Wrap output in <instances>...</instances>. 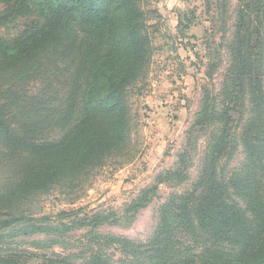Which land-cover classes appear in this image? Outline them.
<instances>
[{"label": "rangeland", "instance_id": "obj_1", "mask_svg": "<svg viewBox=\"0 0 264 264\" xmlns=\"http://www.w3.org/2000/svg\"><path fill=\"white\" fill-rule=\"evenodd\" d=\"M8 5L0 0V11ZM136 5L143 13L137 29L146 59L122 94L126 125L113 150L89 158L80 170L65 176L57 173L43 189L22 190L30 169L49 161L19 152L0 135V264H156L161 258L153 250L159 248L155 243L161 242V227H171V221L178 226L163 209L171 212L192 190L210 145L227 121L234 149L222 157L218 168H226L227 178L239 175L232 176L235 182L251 178L264 189V154L251 156L250 166L243 140L252 147L253 133L241 135L247 129L249 104L242 101L227 119H220L225 106H233L224 83L237 0H138ZM28 22L23 16L0 21V35L10 36ZM262 22L264 30V18ZM75 31L70 27L66 32ZM75 45L73 55L64 59L62 49L48 50L33 65L0 74V102L10 97L8 91L17 94L22 106L32 110L30 119L42 134L40 139L55 140L69 128V124L59 128L54 120L60 116L57 110L63 98L75 95L71 75L84 46ZM116 67L102 63L98 68L104 72H97L105 74ZM12 76L18 80L8 83ZM101 90L96 89L100 92L96 99ZM78 92L76 103L81 101L82 87ZM16 104L11 100L8 106L18 118L16 126L26 124L25 111H15ZM204 106H209L207 114ZM259 119L258 152H264V117ZM230 194L226 201L243 210L245 200L234 191ZM192 212L187 210L180 219L187 224ZM185 226L171 234L170 242L181 246L186 264H198L203 248L228 250L225 243L214 247L203 228L194 237L182 229ZM165 263L171 264L167 258Z\"/></svg>", "mask_w": 264, "mask_h": 264}, {"label": "trees", "instance_id": "obj_2", "mask_svg": "<svg viewBox=\"0 0 264 264\" xmlns=\"http://www.w3.org/2000/svg\"><path fill=\"white\" fill-rule=\"evenodd\" d=\"M5 1L9 5L0 11V21L23 16L29 22L10 36L0 35V74H10L6 70L33 65L34 61L45 57L47 53H44L48 50L62 49L59 54L64 59L73 55L70 52L74 50L76 42L84 45L78 51L79 62L71 75V91L75 95L68 93L63 98L57 110L60 116L54 120L59 128L69 124V128L58 138L52 141L38 138L42 134L36 132L30 119L32 110L22 106L17 94L8 91L10 97L0 102L2 140L19 152H27L35 160L49 161L42 168H31L20 188L43 189L57 173L65 176L67 172L80 170L84 164L90 163L91 158L103 156L122 140L126 125L122 94L126 85L136 79V73L146 59L144 42L137 29L141 26L143 13L136 5L138 0ZM237 3L227 49L230 65L224 83L228 102L233 106H225L220 119H227L229 111H233V107H241L242 101L249 104L247 129L241 135L245 137L250 131L253 133L252 147L243 140L249 165L253 167L251 156L264 154L258 152L262 125L256 127L259 118L264 117V0H237ZM70 27L76 31L67 33ZM102 63L110 67L117 64V67L105 74L99 73L97 71L104 72L98 68ZM11 79H7L8 83L18 80V77L12 76ZM80 87L81 101L76 103ZM98 87L102 90L101 96L96 99L100 93L96 91ZM11 100L18 103L15 111L24 109L26 124L16 126L18 118L15 113L11 114L8 107ZM208 107L204 106L206 114ZM227 123L210 145L207 160L192 190L180 201V206L170 208L171 212L163 209L166 217L178 221V226L171 221V227H161V242L156 240L155 243L159 248L153 250L161 258L156 264H167L166 258L171 264H186L181 246L170 242L174 236L171 237V234L181 225H186L182 229L194 237H197V230L203 228L214 247L228 244L225 252L219 248H203L198 256V264H264V189L260 190L251 178L235 182L232 176L239 175L232 174L227 178L226 168H218L222 157L234 149L229 121ZM92 146L94 150H90ZM235 179L238 181L239 178ZM230 191L245 200L243 210L234 201H226L231 197ZM190 209L193 210L192 220L186 224L180 218ZM111 240L121 244L120 240L124 239Z\"/></svg>", "mask_w": 264, "mask_h": 264}]
</instances>
